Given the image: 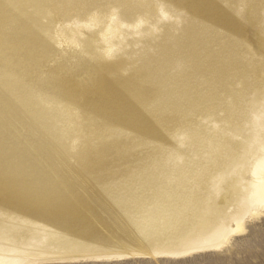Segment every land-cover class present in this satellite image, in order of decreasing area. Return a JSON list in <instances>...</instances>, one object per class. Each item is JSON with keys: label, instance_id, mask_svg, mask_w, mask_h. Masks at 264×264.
Returning <instances> with one entry per match:
<instances>
[{"label": "bare ground", "instance_id": "obj_1", "mask_svg": "<svg viewBox=\"0 0 264 264\" xmlns=\"http://www.w3.org/2000/svg\"><path fill=\"white\" fill-rule=\"evenodd\" d=\"M157 1L0 0V130L44 118L0 138V264L186 258L264 214V0Z\"/></svg>", "mask_w": 264, "mask_h": 264}, {"label": "rangeland", "instance_id": "obj_2", "mask_svg": "<svg viewBox=\"0 0 264 264\" xmlns=\"http://www.w3.org/2000/svg\"><path fill=\"white\" fill-rule=\"evenodd\" d=\"M133 1H134L135 5L140 6V7L141 6L144 7L145 12H147V13H148V11L155 13V11H157L159 8V4H158L157 0H133ZM248 2H249V0L243 1V3L245 5H247ZM238 6L240 7V5H238ZM261 7H260V9L262 10V11L260 10L261 16H262V18H264V6L262 5ZM235 13L237 15V17H235V20H237L239 24L240 23L245 24L246 21L244 18V12L241 9H239V10L236 9ZM237 27H238V25H237ZM247 36L248 35L246 34V40L249 41ZM250 61L252 64V71L256 74V76H258L259 79H263L264 78V56L261 55V56L256 57L255 55H252V56H250ZM46 64H47L46 66L51 65L50 63H46ZM33 66H34L33 63L26 61L25 70L28 72L34 71L32 73V75L35 76L36 79H38V77H39L38 76V72H39L38 70L39 69L38 68L36 69ZM27 75L23 74L20 77H18V81H20V82L11 83V84H14V85L10 84L13 88L11 86L10 87L8 86V88L6 89L7 93H6V91L3 92L1 99H3L4 101L7 100L9 102L16 99L13 102H14V104L18 105L17 101L19 103V99H20L19 93L21 90L20 89L21 84L19 85V83H21V81L24 78H26ZM16 84H18V85L16 86ZM63 88L67 89V90L69 89V87L67 85L63 86ZM14 89H15V92L17 94L14 92ZM16 89L18 90V92ZM8 90H10V92ZM71 90L72 89H69V91H71ZM5 93L7 95H5ZM11 98H13V100ZM0 101H2V100H0ZM4 101H2V102H4ZM71 101L74 102V103H72L74 105H79V103L81 102L80 100H78V98L75 96V94L72 95ZM13 102H11V103H13ZM70 106H71L72 110H69V112H74L76 108L73 109V105H70ZM17 112L19 113V115ZM17 112H16V114H17L16 118L17 119L14 118L10 121H7L6 123L3 124V126L0 130V138H1L2 142H4L5 144L9 143L8 144L9 146L11 145L10 146L11 151H13L12 152L13 155H11V156H14V152H15V149H13V148H15L14 145H15L16 138L13 139V137L14 136L16 137V135H15L16 133L18 134V132H16V131H18V129L20 130L24 126L27 127V125H29L27 123L38 124L42 119L44 120V118H41L42 115L39 112H37V110L28 111L24 107H17ZM250 114L251 113H249V112H248V114L246 113V115L244 116L245 118H243V120H241V123L238 124V126H235V127L234 126H227L224 129V131H225L224 136H226V135L229 136L230 138L226 137L229 140H235V139L237 140V137H235V139L234 138L232 139L231 136L233 134L240 135V133L242 131H246V130L250 129L251 126L253 125L252 114L251 115ZM246 117H247V119H246ZM33 119H35V121H37L38 123L35 122ZM38 119H39V121H38ZM12 122L14 125L17 124V125H15L16 127L15 126L13 127ZM40 123H42V121ZM244 123L247 124V126ZM20 124L23 125V127ZM10 127L13 129V131H12V129L10 130ZM227 129H229V130H227ZM9 130L11 132H9ZM236 131H239L240 133L236 132ZM10 134L11 135L14 134V136H11ZM10 136L12 137L11 138L12 140L10 139ZM7 139H9V141ZM10 140H11V142H10ZM171 157H173V155ZM245 228L246 229H244L242 232L235 234L233 236L231 242L229 244L225 245L221 250H218V251L216 250L217 252L216 251H209V252L198 253V254H195V255H192V256L186 257V258H179V259L168 258V257H165V258L164 257H158V258L152 257V258H150L147 256H143V257L129 258L126 260H121V261L49 262V263H41V264H264V214L260 215V217H257L256 219L248 222L247 225L245 226Z\"/></svg>", "mask_w": 264, "mask_h": 264}]
</instances>
